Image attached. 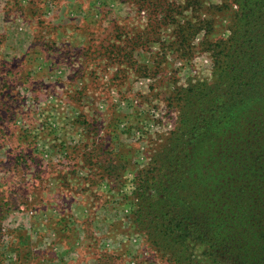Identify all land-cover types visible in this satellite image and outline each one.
Returning <instances> with one entry per match:
<instances>
[{"label": "rangeland", "instance_id": "1", "mask_svg": "<svg viewBox=\"0 0 264 264\" xmlns=\"http://www.w3.org/2000/svg\"><path fill=\"white\" fill-rule=\"evenodd\" d=\"M233 0H0V264H176L134 190L213 81Z\"/></svg>", "mask_w": 264, "mask_h": 264}, {"label": "trees", "instance_id": "2", "mask_svg": "<svg viewBox=\"0 0 264 264\" xmlns=\"http://www.w3.org/2000/svg\"><path fill=\"white\" fill-rule=\"evenodd\" d=\"M233 2L220 73L188 85L134 190L140 228L176 264H264V0Z\"/></svg>", "mask_w": 264, "mask_h": 264}]
</instances>
